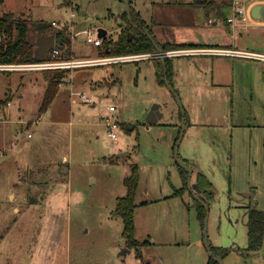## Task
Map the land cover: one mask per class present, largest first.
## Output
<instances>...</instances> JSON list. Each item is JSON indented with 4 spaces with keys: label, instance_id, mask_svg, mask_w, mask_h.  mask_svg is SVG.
Here are the masks:
<instances>
[{
    "label": "rangeland",
    "instance_id": "1",
    "mask_svg": "<svg viewBox=\"0 0 264 264\" xmlns=\"http://www.w3.org/2000/svg\"><path fill=\"white\" fill-rule=\"evenodd\" d=\"M75 1L86 20L73 29L74 53L99 56L86 31L105 25L108 34L100 46L106 49V41L114 42L129 21L130 14L121 15L125 0ZM130 5L160 43L205 41L218 25L208 18L218 17L214 9L191 0ZM72 10L63 0H0V16L21 15L34 41L39 23L70 19ZM247 26L231 27L228 41L264 50V27ZM5 38L0 32V45ZM170 58L176 94L157 80L149 60L118 61L72 70L74 84L86 79L82 90L90 101L70 95L69 84L62 83L44 111L47 72L0 70V264H205L203 220L189 188L198 172L214 192L207 241L231 248L223 264H264V243L251 256L244 254L247 207L264 210V62L210 54ZM154 104L160 115L148 124ZM101 116L118 122L116 138ZM132 164L139 169L134 208L139 244L129 247L114 209L126 193L124 178ZM181 167L188 170L186 183ZM250 190L253 197L245 198Z\"/></svg>",
    "mask_w": 264,
    "mask_h": 264
},
{
    "label": "trees",
    "instance_id": "2",
    "mask_svg": "<svg viewBox=\"0 0 264 264\" xmlns=\"http://www.w3.org/2000/svg\"><path fill=\"white\" fill-rule=\"evenodd\" d=\"M201 1V0H200ZM207 1L208 3H213V0H202L201 2ZM195 2H199L195 0ZM63 3L70 5L71 0H63ZM129 21H126V27L123 28L119 37L113 42L111 39L107 40L106 43L110 44L105 50V54L117 55V54H128L136 52L151 51L155 49L152 40L142 31L149 29L146 27L145 21L141 18L139 13H137L134 8L130 5L129 10L123 12V16H127ZM136 18V21H134ZM40 29H38V34H35V40L38 36L45 34H53L55 39V45L59 47L60 52H65L70 49L71 44V31L69 27H58L53 29L52 23L45 25L39 23ZM31 27V26H30ZM30 27L28 21L21 15H15L12 12H6L0 16V32L6 34L4 42L0 45V62H31L47 59L50 56L51 49L39 59L35 58V41L32 40L30 35ZM41 30V31H40ZM152 38L158 44V41L152 35ZM105 40V39H104ZM105 43V42H104ZM105 43V44H106ZM180 44H168L169 47H178ZM59 52V54H60ZM62 56V55H61ZM60 57V56H59ZM47 71V85L43 100L40 106V110L44 111L51 103L53 97L56 94L58 83L61 81L62 77L65 75V70L63 69H53ZM158 80L161 83L165 82V79L169 84L173 85L172 77V62L170 57H165L160 60L159 70L157 72ZM9 98L5 99L7 102ZM3 101L0 102V104ZM131 172L128 176L124 178V184L126 186V193L123 196L118 197L117 203L114 211L119 214L123 220V235L125 237L126 243L129 247L136 246L139 241L134 236L135 222H134V208L135 195L138 189L139 182V169L136 164H132ZM181 175L184 183H186V178L188 176V170L184 167L180 168ZM196 185L199 188V199L196 196L197 203V213L201 221L206 213L204 203L209 204V201L213 198L212 183L207 179V177L198 172L196 176ZM184 189L179 188L177 191L180 192ZM205 195V197L203 196ZM247 234H248V244L244 248L245 251L258 250L264 240V210L257 209L255 207H250L247 219ZM210 248L214 255L222 257L231 248L215 246L210 244ZM205 264H219L217 260L209 255V259Z\"/></svg>",
    "mask_w": 264,
    "mask_h": 264
},
{
    "label": "built area",
    "instance_id": "3",
    "mask_svg": "<svg viewBox=\"0 0 264 264\" xmlns=\"http://www.w3.org/2000/svg\"><path fill=\"white\" fill-rule=\"evenodd\" d=\"M229 6V15L226 17V21L231 26L241 25L247 26L251 23L253 18L250 15V10L255 4H264V0H227ZM72 11L70 15L73 17L76 15V8L72 5ZM210 22H219L220 19L209 18ZM52 25H58V27H72L67 20L52 21ZM78 32L71 34V38L74 37ZM97 33L96 27L88 29L86 31V39L89 42H93L95 45L100 46L102 44V37L93 34ZM51 49L50 56L44 60L31 61V62H0V70H46V69H63L65 75L62 77L58 86L71 80L72 70L78 67H86L98 64H108L118 61H129V60H151L154 58L164 59L165 57L178 56V55H195V54H210V55H224V56H240L250 59H256L264 62V53L254 50H240L230 47H218V46H199V47H182L163 49L162 51H145L136 54L122 55V56H97V57H86V58H61L59 57V47L54 44ZM71 95H78L85 101H90L88 96H85L83 90H75L70 87ZM9 106L10 102H6ZM1 108V104H0ZM115 106L109 105V110H113ZM4 117V116H3ZM6 119V118H5ZM100 119H104L105 125L107 126L108 135L112 138H116V129L118 122L112 120L110 117L101 116ZM30 135V134H28ZM4 153V152H3Z\"/></svg>",
    "mask_w": 264,
    "mask_h": 264
},
{
    "label": "crops",
    "instance_id": "4",
    "mask_svg": "<svg viewBox=\"0 0 264 264\" xmlns=\"http://www.w3.org/2000/svg\"><path fill=\"white\" fill-rule=\"evenodd\" d=\"M199 2H195V0H191V2L194 4V5H199L201 7H203L204 9L206 10H215L216 11V15L218 17H210L209 15H206L208 18H215V19H220L219 22H216L218 23V25L216 26H212L209 30V33L210 35L208 37H206L205 41L202 40V41H196V42H183V41H164L163 43H160L158 41V45L161 46L163 49H166L168 44H180V46L182 47H199V46H202V45H207V46H218V47H230V48H236V49H240V50H254V49H242V48H239L237 47L236 45H234V40L232 41H228L229 37L231 36L230 35V29L231 27L233 29L239 27V28H242V29H248V26H241V25H236V26H231L227 21H226V17L229 15V6H228V1L227 0H219L218 2H216L215 0H213V3H208L207 1L205 2H201L200 0H198ZM130 3H131V0H130ZM74 5L75 8H76V15H74L73 17L70 15V19H62V20H67L70 24H72V27H69V30L71 31V34L74 33L75 31H73V29L75 28L76 25H79V24H82L85 20H86V16L82 14V11L80 10V7L78 5V3H76L75 0H71V6ZM132 6V5H131ZM134 10L139 13V15L141 16L139 10L135 9V7H133ZM252 9V8H251ZM125 11V10H124ZM123 11V12H124ZM123 12L121 13V15L123 16ZM208 12V11H207ZM250 15H252L251 13V10H250ZM85 16V17H84ZM252 19H251V23L249 25H253V26H261V27H264V17H255L252 15ZM142 18V17H141ZM143 19V18H142ZM144 20V19H143ZM224 23V24H223ZM102 27H104L106 29V34H108V30H107V27L105 25H100ZM63 28V27H62ZM263 29V28H262ZM50 34V33H49ZM45 35H48V34H45ZM76 36V35H75ZM74 36V37H75ZM72 37V38H74ZM232 37V36H231ZM55 40V39H54ZM55 44V42H54ZM198 44H201V45H198ZM70 50L68 51H65V52H60L59 56L61 58H69V57H76V58H86V57H91L90 55H85V56H77L75 53H74V50H73V45L72 43L70 44ZM37 47V45H36ZM101 47V48H100ZM99 50H98V55L99 56H102L103 53H105V50L106 49H103L102 46H98ZM36 49V48H35ZM104 50V51H103ZM103 51V53H102ZM151 51H156V49L154 50H151ZM254 51H258V50H254ZM48 52V51H47ZM258 52H262L264 53V50L262 51H258ZM62 55V56H61ZM179 56V55H178ZM224 56V55H223ZM97 57V56H96ZM175 57V56H174ZM227 57H232L231 59L234 60V61H240L242 63H245V57H240V56H227ZM160 60L161 58H158V59H151L149 60L150 63H152L153 67H154V70H155V74H156V77H157V72L159 70V63H160ZM148 61V60H147ZM46 70H53V69H46ZM46 70H41L43 72H47ZM261 71V70H260ZM243 72V71H242ZM262 78L264 80V66L262 68ZM158 80V78H157ZM86 82V79H83L81 82L79 83H76L74 84V81L72 80H68L67 82H63V83H68V87H69V94L71 95V92H70V87L72 86L73 89L75 90H82V86L83 84H85ZM264 82V81H263ZM47 84V83H46ZM62 85V83L58 86V88ZM57 88V89H58ZM57 93V91H56ZM54 98V97H53ZM53 100V99H52ZM9 101V100H8ZM7 101V102H8ZM10 102V101H9ZM52 102V101H51ZM51 104V103H50ZM49 104V105H50ZM111 105V104H110ZM10 106V105H9ZM263 108H264V105H263ZM115 109V108H114ZM113 109V110H114ZM6 118V117H5ZM27 123V122H26ZM6 130H7V127H6ZM13 131H10L9 133L11 134ZM188 168V166H187ZM192 191H194V193L197 195L199 193V191L196 190L195 187H191ZM138 190V189H137ZM214 194V192H213ZM246 197L245 198H251L253 197V192H246ZM214 197V196H213ZM213 200V198H212ZM210 200L209 203L212 201ZM251 207L250 205H248L247 208ZM257 208V207H255ZM259 209V208H257ZM55 235V234H54ZM47 236L45 237H41L40 239L43 241H46V238ZM55 238V237H54ZM56 239H58V236L56 237ZM264 243V242H263ZM262 246V245H261ZM256 251L254 252H251V251H245V255L248 256H251L252 254H254ZM53 260V259H52ZM49 264H52V261L49 262Z\"/></svg>",
    "mask_w": 264,
    "mask_h": 264
},
{
    "label": "water",
    "instance_id": "5",
    "mask_svg": "<svg viewBox=\"0 0 264 264\" xmlns=\"http://www.w3.org/2000/svg\"><path fill=\"white\" fill-rule=\"evenodd\" d=\"M125 6H126V10H129L130 0H125ZM251 13L255 17H264V4L263 5L255 4L251 9ZM96 31H97L98 36H100L102 38H104L106 36V29L104 27H102V26L96 27ZM143 32L146 33V35L152 40L156 50H159V51L163 50V48L155 42V40L152 38L151 34H149V32L147 30H144ZM54 42H55V40H54L53 34L38 36L35 40V44L37 45V47L35 49V58L39 59L42 56H44L47 53V51L54 46ZM165 82L168 85H170V89L174 92V94H176V90L171 86V84H169L167 79H165ZM159 115H160V112L158 110V105H155V104L152 105L151 108L149 109L148 113H147V121L146 122L148 124L156 122ZM182 134H183V130L181 131L179 138L182 137ZM174 154H175V157H178V145H176L174 148ZM180 164L182 165V163H180ZM191 187L192 186L189 185V188H191ZM193 187H195L196 190L199 191V188L197 187L196 183L193 184ZM196 196L199 198L198 195H196ZM204 206H205L206 213H205L204 218H203V239H204V242H205V245H206V248L208 250L209 255H212L217 260V262L219 264H223L221 257L213 254V252L211 251L210 246H209L210 242L207 241L208 204L204 203Z\"/></svg>",
    "mask_w": 264,
    "mask_h": 264
},
{
    "label": "flooded vegetation",
    "instance_id": "6",
    "mask_svg": "<svg viewBox=\"0 0 264 264\" xmlns=\"http://www.w3.org/2000/svg\"><path fill=\"white\" fill-rule=\"evenodd\" d=\"M142 31H144V30H142Z\"/></svg>",
    "mask_w": 264,
    "mask_h": 264
}]
</instances>
